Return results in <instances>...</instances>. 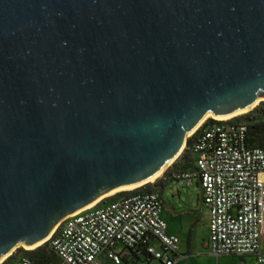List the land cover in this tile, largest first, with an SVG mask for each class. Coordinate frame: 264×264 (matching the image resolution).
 I'll return each instance as SVG.
<instances>
[{"label": "water", "instance_id": "1", "mask_svg": "<svg viewBox=\"0 0 264 264\" xmlns=\"http://www.w3.org/2000/svg\"><path fill=\"white\" fill-rule=\"evenodd\" d=\"M259 100L264 0H0V264Z\"/></svg>", "mask_w": 264, "mask_h": 264}, {"label": "built area", "instance_id": "2", "mask_svg": "<svg viewBox=\"0 0 264 264\" xmlns=\"http://www.w3.org/2000/svg\"><path fill=\"white\" fill-rule=\"evenodd\" d=\"M235 118L209 119L200 127L193 144L196 168L178 175L177 182L189 186L200 180L210 210L206 246L213 255H254L264 264V145L248 147V125ZM164 210L159 193L147 189L100 201L68 215L50 245L62 264H102V253L120 264L119 246L136 254L145 247L153 258L175 264L181 237L170 232Z\"/></svg>", "mask_w": 264, "mask_h": 264}, {"label": "crops", "instance_id": "3", "mask_svg": "<svg viewBox=\"0 0 264 264\" xmlns=\"http://www.w3.org/2000/svg\"><path fill=\"white\" fill-rule=\"evenodd\" d=\"M171 183L164 188L162 198L165 204L163 216L169 225V230L171 233L177 234L181 237V247L179 252L175 255V264H255L257 257L254 255H213L206 246V241L210 235V210L204 202L203 188L200 180L195 178L189 186H180L189 188L195 186L194 190L197 192L199 206L197 208L192 207L189 209L186 207L180 208L173 200L169 201V203L164 200L166 190L173 186ZM170 193H172V191H170ZM180 194L181 192H179V195ZM167 209L170 212V220L165 216V211ZM199 224L202 226V229L200 230L202 238H196L195 236ZM117 250L119 253L123 254V261L120 264H164L152 256L142 254L134 255L123 246H119ZM107 258L116 264L106 253L100 255L102 264H106Z\"/></svg>", "mask_w": 264, "mask_h": 264}, {"label": "trees", "instance_id": "4", "mask_svg": "<svg viewBox=\"0 0 264 264\" xmlns=\"http://www.w3.org/2000/svg\"><path fill=\"white\" fill-rule=\"evenodd\" d=\"M235 119L243 121L248 125V147L255 148L264 145V101H262L258 106L248 113L238 116ZM210 121L213 120L210 119ZM199 131L200 128L188 138L187 145L184 148L182 154L155 182H149L133 190L120 191L105 198L101 201V203L112 201L122 195L133 194L143 189L157 192L162 197L164 188H166L173 180L177 181L178 175L196 168L197 154L193 149V144L199 134ZM141 253L142 255L150 256L145 247H142ZM133 254L137 255L136 253ZM22 257H28L31 260V264H62L60 256L51 247L50 241H47L41 246L32 250H26L22 247L18 248L14 254L8 257L1 264H11Z\"/></svg>", "mask_w": 264, "mask_h": 264}, {"label": "rangeland", "instance_id": "5", "mask_svg": "<svg viewBox=\"0 0 264 264\" xmlns=\"http://www.w3.org/2000/svg\"><path fill=\"white\" fill-rule=\"evenodd\" d=\"M262 102V101H261ZM260 102V103H261ZM259 103V104H260ZM258 104V105H259ZM258 105H256V106H258ZM255 106V107H256ZM255 107H253V108H251L250 110H248V111H246V112H243V113H241V114H238V115H233L232 117H230V118H235V117H237V116H241V115H243V114H246V113H248L249 111H251L252 109H254ZM213 118H216V117H214L213 115L212 116H208V117H206V119L202 122V124H200L199 125V127H201L207 120H209V119H213ZM229 118V117H228ZM198 127V128H199ZM198 130V129H197ZM196 132V131H195ZM192 134V133H191ZM193 135V134H192ZM191 135V136H192ZM190 136H188V138H189ZM188 140V139H187ZM186 145H187V143H186ZM186 145H185V147H186ZM184 147V148H185ZM169 167H166L162 172H161V174L159 175L160 177L166 172V170L168 169ZM157 178H158V176H157ZM157 178H155L154 180H152V181H156L157 180ZM171 184H173V186L171 187V188H169V189H167L166 190V192H165V194H164V200L167 202V203H169V201H174L180 208H183V207H186L187 209H189V208H197L198 206H199V203H198V197H197V192H195V186L194 187H180V185H179V183L177 182V181H173ZM135 189V188H134ZM130 190H133V189H130ZM121 191H126V190H121ZM170 191H172V193H170ZM118 192H120V191H117V192H111V193H109V194H106V195H104L103 197H101L99 200H97V203L96 204H98L100 201H102V200H104L105 198H107V197H109V196H112V195H114V194H116V193H118ZM179 192H181V194L179 195ZM174 195H175V197H174ZM170 208V207H169ZM169 211H168V209L165 211V216H166V218L168 219V220H170L169 219ZM62 223V221L61 222H59V224L57 225V227L58 226H60V224ZM199 227H198V229H197V231L195 232V236H196V238H202L201 236V233H200V230L202 229V226H201V224H199L198 225ZM262 241H263V238H262ZM264 245V244H263ZM40 245H38V246H35L34 248H32V247H26L25 245H19L18 247H16L15 248V250L13 251V254L18 250V248H24V249H26V250H32V249H35V248H37V247H39ZM8 258V257H7ZM7 258H5L4 259V261L7 259ZM4 261H2V262H4ZM106 264H114L111 260H109L108 258H107V262H106ZM255 264H259L258 263V261H256L255 262Z\"/></svg>", "mask_w": 264, "mask_h": 264}, {"label": "bare ground", "instance_id": "6", "mask_svg": "<svg viewBox=\"0 0 264 264\" xmlns=\"http://www.w3.org/2000/svg\"><path fill=\"white\" fill-rule=\"evenodd\" d=\"M261 102V100H259V101H257L251 108H253V107H255L257 104H259ZM251 108H249V109H247V110H245V111H241V112H238V113H236V114H233L234 116L235 115H238V114H241V113H243V112H246V111H248V110H250ZM213 114H211V113H209V114H207L206 116H205V118L203 119V121L206 119V117H208V116H212ZM233 115H231V116H228V117H225V118H217L216 117V119H219V120H227V119H231L230 117H232ZM214 116V115H213ZM215 117V116H214ZM202 121V122H203ZM202 122H201V124H202ZM165 169V168H164ZM163 169V170H164ZM162 170V171H163ZM161 171V172H162ZM161 172L159 173V174H157L156 176H154L153 178H151L149 181H152V180H154L155 178H157V176H159L160 174H161ZM146 182H148V181H146ZM145 182H143V183H141V184H139V185H136V186H134V187H130V188H125V189H120V190H117V191H121V190H130V189H134V188H137L138 186H141L142 184H144ZM117 191H114V192H117ZM113 192V193H114ZM97 203V201L94 203V204H96ZM94 204H92V205H90V206H93ZM39 244H41V243H39ZM39 244H37L36 246H38ZM35 247V246H34ZM34 247H32V248H34ZM5 258H7V256L5 257ZM4 258V259H5ZM4 259L2 260V261H4Z\"/></svg>", "mask_w": 264, "mask_h": 264}, {"label": "clouds", "instance_id": "7", "mask_svg": "<svg viewBox=\"0 0 264 264\" xmlns=\"http://www.w3.org/2000/svg\"><path fill=\"white\" fill-rule=\"evenodd\" d=\"M200 128V127H199Z\"/></svg>", "mask_w": 264, "mask_h": 264}]
</instances>
